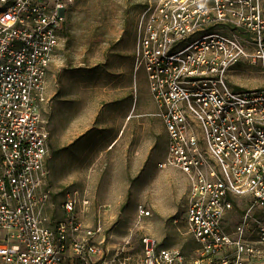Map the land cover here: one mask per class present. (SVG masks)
Returning a JSON list of instances; mask_svg holds the SVG:
<instances>
[{"label":"built area","instance_id":"built-area-1","mask_svg":"<svg viewBox=\"0 0 264 264\" xmlns=\"http://www.w3.org/2000/svg\"><path fill=\"white\" fill-rule=\"evenodd\" d=\"M72 1L0 0V264H264V88L229 78L264 62V0H154L140 16L136 72L167 131L159 167L187 176L193 238L187 251L147 233L140 253L134 230L86 222L90 199L58 203L51 186L45 107ZM151 215L139 204V219Z\"/></svg>","mask_w":264,"mask_h":264},{"label":"rangeland","instance_id":"rangeland-1","mask_svg":"<svg viewBox=\"0 0 264 264\" xmlns=\"http://www.w3.org/2000/svg\"><path fill=\"white\" fill-rule=\"evenodd\" d=\"M149 1L154 0L70 3L45 107L54 147L51 186L58 203L68 192L90 199L86 222L95 225L101 218L121 239L134 230L136 253L142 252L147 233L161 246L189 251L188 179L177 168L159 167L167 134L155 116L146 72H136L137 27ZM249 46L251 54L260 48L253 39ZM257 62L236 64L229 72L234 88H264V62ZM139 204L151 208L152 215L139 219ZM99 205L107 206L102 215Z\"/></svg>","mask_w":264,"mask_h":264},{"label":"crops","instance_id":"crops-1","mask_svg":"<svg viewBox=\"0 0 264 264\" xmlns=\"http://www.w3.org/2000/svg\"><path fill=\"white\" fill-rule=\"evenodd\" d=\"M163 122V121H162ZM165 130H166V127H165ZM166 134H167V131H166ZM165 155H166V153H165ZM165 157V156H164Z\"/></svg>","mask_w":264,"mask_h":264}]
</instances>
